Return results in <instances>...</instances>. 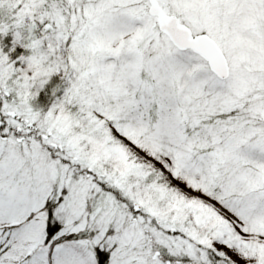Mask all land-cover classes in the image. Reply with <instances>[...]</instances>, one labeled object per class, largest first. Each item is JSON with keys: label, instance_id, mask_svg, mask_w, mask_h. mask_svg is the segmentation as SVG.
Masks as SVG:
<instances>
[{"label": "snow or ice", "instance_id": "snow-or-ice-1", "mask_svg": "<svg viewBox=\"0 0 264 264\" xmlns=\"http://www.w3.org/2000/svg\"><path fill=\"white\" fill-rule=\"evenodd\" d=\"M0 264H264V0H0Z\"/></svg>", "mask_w": 264, "mask_h": 264}]
</instances>
